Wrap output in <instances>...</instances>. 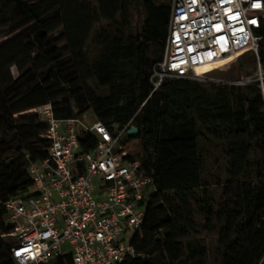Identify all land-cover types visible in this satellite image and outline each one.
Here are the masks:
<instances>
[{"label":"trees","instance_id":"obj_1","mask_svg":"<svg viewBox=\"0 0 264 264\" xmlns=\"http://www.w3.org/2000/svg\"><path fill=\"white\" fill-rule=\"evenodd\" d=\"M170 16L165 0H0L1 264L11 263L14 245L5 204L30 193L29 165L50 147L38 114L16 116L48 104L60 119L91 111L110 128L131 124V158L153 176L157 191L132 241L137 256L124 264L261 263L264 91L258 83L184 78L154 90ZM16 23L23 30L10 33ZM91 41L99 50L93 59ZM248 56L258 60L248 52L238 62ZM259 59L264 68V43ZM131 127L137 137L128 135ZM215 147L228 171L214 187L206 160Z\"/></svg>","mask_w":264,"mask_h":264},{"label":"built area","instance_id":"obj_2","mask_svg":"<svg viewBox=\"0 0 264 264\" xmlns=\"http://www.w3.org/2000/svg\"><path fill=\"white\" fill-rule=\"evenodd\" d=\"M263 30L264 0H172L154 90L169 78L203 80L200 66L248 52L262 69ZM260 87L264 91V82ZM36 113L48 124L50 147L44 160L29 165L30 193L5 204L13 229L7 236L14 242L8 264H124L136 257L132 241L157 188L131 158L125 142L131 124L110 128L96 119H60L51 104Z\"/></svg>","mask_w":264,"mask_h":264},{"label":"rangeland","instance_id":"obj_3","mask_svg":"<svg viewBox=\"0 0 264 264\" xmlns=\"http://www.w3.org/2000/svg\"><path fill=\"white\" fill-rule=\"evenodd\" d=\"M170 5L172 4V0H165ZM107 23L104 22V25ZM23 28L20 24L16 23L13 28L10 29V33H18L22 31ZM6 38L0 37V43H2ZM65 44L61 45V48H64ZM99 54V50L95 47V44L93 41L90 42L89 45V55L90 58L93 59ZM252 55V54H250ZM256 55V54H255ZM240 57V56H239ZM239 57L237 59H231L222 63L214 64L205 68L198 69V75H203V80L207 81L209 83H229V82H238V81H244L248 84H261L264 82V68H259L258 60L255 62L253 59H251V56H248L246 59L242 60L241 64L238 62ZM232 61L230 64L227 65ZM239 72H242V78L237 79L236 75L239 74ZM89 85H91L93 88H96L94 82H89ZM104 95L109 94L108 88H103L100 91ZM38 109V108H37ZM33 109L30 111L23 112L20 115H17L16 117H19L21 115H29V114H37L36 110ZM85 119H88L90 121L95 120V116L93 112L89 111L85 114L83 117ZM137 141H133L128 145V147L131 149L137 148ZM216 149H212V155H210L206 160V174L209 177L210 181L212 182L213 186H217L219 184H222L227 176L228 171V162L226 160V157L222 154V149L219 147H215ZM130 150V149H129ZM202 223V220L200 221Z\"/></svg>","mask_w":264,"mask_h":264},{"label":"water","instance_id":"obj_4","mask_svg":"<svg viewBox=\"0 0 264 264\" xmlns=\"http://www.w3.org/2000/svg\"><path fill=\"white\" fill-rule=\"evenodd\" d=\"M139 134V130L136 127H131L128 131V135L132 137H137Z\"/></svg>","mask_w":264,"mask_h":264},{"label":"bare ground","instance_id":"obj_5","mask_svg":"<svg viewBox=\"0 0 264 264\" xmlns=\"http://www.w3.org/2000/svg\"><path fill=\"white\" fill-rule=\"evenodd\" d=\"M211 65H214V64L213 63L205 64V65L200 66L198 69L205 68V67H208V66H211ZM198 69H197V71H198Z\"/></svg>","mask_w":264,"mask_h":264}]
</instances>
